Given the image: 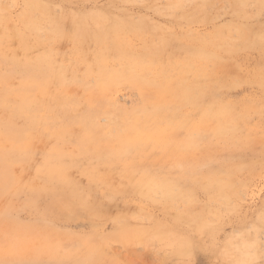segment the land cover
<instances>
[{"label": "rangeland", "instance_id": "1", "mask_svg": "<svg viewBox=\"0 0 264 264\" xmlns=\"http://www.w3.org/2000/svg\"><path fill=\"white\" fill-rule=\"evenodd\" d=\"M0 9V264H264V0ZM75 25L120 42L54 33ZM182 63L222 120H170L160 83Z\"/></svg>", "mask_w": 264, "mask_h": 264}, {"label": "bare ground", "instance_id": "2", "mask_svg": "<svg viewBox=\"0 0 264 264\" xmlns=\"http://www.w3.org/2000/svg\"><path fill=\"white\" fill-rule=\"evenodd\" d=\"M1 9H3V8H1ZM1 9H0V11H1ZM50 10V9H49ZM3 12V11H2ZM1 13V12H0ZM37 13V12H36ZM39 13H41V11L39 12ZM0 15H2V14H0ZM33 15V14H32ZM30 17H31V14H30ZM38 18V17H37ZM33 19V18H32ZM82 22V21H81ZM28 23V22H27ZM31 23V22H30ZM26 24V23H25ZM117 25H118V23H117ZM32 26H34V24L32 25ZM113 26V25H112ZM115 27V26H114ZM99 28V27H98ZM101 28V27H100ZM116 28V27H115ZM96 29V28H95ZM30 30H32V28L30 29ZM108 30V29H107ZM107 30L105 29V28H103L102 30L100 29V31L99 32H96V33H89V31H88V29L84 26V25H75V26H71L69 29H65V27H56L55 29H54V33L56 34H58L59 33V35H71V36H76V37H88V36H94V37H101V38H104L105 36H108L110 33H108L107 32ZM120 30V29H119ZM119 30L118 29H116L115 30V32H111V36L110 37H112L113 38V42L115 41V43L117 42L118 44H119ZM95 31V30H94ZM90 32H92V31H90ZM18 33V32H17ZM20 34V33H19ZM123 34V33H122ZM138 36V35H137ZM110 37H109V39H110ZM120 37H121V35H120ZM73 38V37H72ZM85 38V39H86ZM91 38V37H90ZM78 39V38H77ZM83 39V38H82ZM95 39V38H94ZM75 40V39H74ZM80 40H81V38H80ZM84 40V39H83ZM91 40V39H90ZM111 40V39H110ZM78 41V40H77ZM76 41V42H77ZM89 41V40H88ZM97 41V40H96ZM95 41V42H96ZM99 41V40H98ZM122 41V40H121ZM78 42H82V41H78ZM84 42H85V40H84ZM117 43H116V45H117ZM98 44V43H97ZM105 44V43H104ZM108 44V43H107ZM106 44V45H107ZM122 45H124V44H122ZM128 45V44H127ZM80 46H81V43H80ZM100 46V45H99ZM108 46L110 47V45L108 44ZM115 46V45H114ZM102 48H103V46H101ZM116 47V46H115ZM107 48V47H106ZM114 48V47H113ZM104 49V48H103ZM126 49H127V47H126ZM124 50V49H123ZM102 51V50H101ZM109 51V50H108ZM117 51V50H116ZM126 51V50H125ZM161 51V50H160ZM113 52V51H112ZM115 52V51H114ZM119 52H121L120 50H119ZM97 53V52H96ZM95 53V54H96ZM116 53V52H115ZM114 53V54H115ZM118 53V52H117ZM156 53V52H155ZM98 54V53H97ZM102 54V53H101ZM113 54V55H114ZM119 54V53H118ZM125 54H127V53H125ZM106 55V54H105ZM115 55H117V54H115ZM130 55H131V53H130ZM147 55V54H146ZM155 56V55H154ZM161 56V55H160ZM193 56V55H192ZM197 56V55H196ZM195 56V57H196ZM201 56V55H200ZM207 56V55H206ZM103 57H104V54H103ZM113 57V56H112ZM129 57V56H128ZM127 57V58H128ZM134 57V56H133ZM159 57V56H158ZM167 57V56H166ZM205 56L203 55L202 56V58H204ZM168 58V57H167ZM166 58V59H167ZM201 58V57H200ZM118 59V58H117ZM116 59V60H117ZM132 59V58H131ZM130 59V60H131ZM148 59V58H147ZM42 60V59H41ZM119 60V59H118ZM136 60V59H135ZM150 60V59H149ZM149 60L147 61V62H149ZM163 60V59H162ZM183 60V59H182ZM195 60V59H194ZM193 60V61H194ZM198 60V59H197ZM38 61V60H37ZM122 61H123V59H122ZM150 61H152V60H150ZM158 61V60H157ZM167 61V60H166ZM204 61V60H203ZM134 62V61H133ZM159 62V61H158ZM182 62V61H181ZM207 62H209V61H206L205 63H207ZM119 63H120V61H119ZM191 63V62H190ZM193 63V62H192ZM200 63V62H199ZM137 64V63H136ZM148 65V64H147ZM156 65H158V64H156ZM176 65H177V62H176ZM199 65V64H198ZM50 66V65H49ZM97 66V65H96ZM136 66V65H135ZM139 67H140V65H138ZM196 66V65H195ZM47 67V66H46ZM106 67V66H105ZM155 67V66H154ZM169 67V66H168ZM187 67H189V64L188 63H186V64H184L183 65V63L182 64H180L179 65V68L177 69V71H175V73L173 74V75H169V77H164V78H162V83H160L161 84V88H163V91L166 93V94H168L169 96H170V103H168L169 104V118H170V120L173 122V123H175V126H176V128H179V126H180V124H182V123H185V122H187V118H185V117H183V116H181L180 114H182L181 113V111H182V109L183 108H185V107H192L193 109H194V111H196L197 113H198V115L201 117V118H203V119H212V120H216V121H220V120H222V116H221V113L219 112V110H217V109H215L214 108V106H213V104H210V102H208L206 99H207V93H204L202 90H201V88H199V85H198V78H199V72H197L196 70H194V72H192L193 74L191 75V76H189L188 75V72L186 71L185 72V70H184V68H187ZM117 68V67H116ZM173 68V67H172ZM44 69V68H43ZM149 69V68H148ZM205 70V69H204ZM201 71V70H200ZM206 71V70H205ZM204 71V72H205ZM143 72V71H142ZM159 73V72H158ZM203 73V72H202ZM145 74V73H144ZM143 73H142V75H144ZM204 74V73H203ZM167 75V74H166ZM165 75V76H166ZM162 76V75H161ZM160 76V77H161ZM218 77V76H217ZM219 78V77H218ZM148 79V78H147ZM104 80V79H103ZM106 80V79H105ZM209 83H210V81H208ZM118 86V85H117ZM210 86V85H209ZM116 88V87H115ZM210 88V87H209ZM112 89V88H111ZM111 92V91H110ZM105 94H107V95H109L108 93H105ZM153 94V93H152ZM100 95H98V97H99ZM211 101V100H210ZM212 102V101H211ZM222 106V105H221ZM217 107V106H216ZM176 110V111H175ZM226 110V109H225ZM106 112H107V110H106ZM157 113V112H156ZM100 115V114H99ZM162 115V114H161ZM193 116V115H192ZM238 118V117H237ZM72 120V119H71ZM238 120V119H237ZM120 121V120H119ZM96 122H97V120H96ZM121 123V122H120ZM213 123V122H212ZM216 123V122H215ZM165 125H166V123H165ZM183 125V124H182ZM114 126V125H113ZM218 126V125H217ZM108 127V126H107ZM112 127V126H111ZM118 127V126H117ZM122 127V126H121ZM215 127V126H214ZM120 128V127H119ZM82 129V128H81ZM119 130V129H118ZM112 131V130H111ZM115 131V130H114ZM121 132H122V130H121ZM125 133V132H124ZM134 133H135V131H134ZM225 133H223V135H224ZM202 137V136H201ZM230 137V136H229ZM236 137V136H235ZM198 138V137H197ZM120 140V139H119ZM103 142H106V140L104 141L103 140ZM112 142V141H111ZM115 142V141H114ZM117 142V141H116ZM115 142V143H116ZM121 142V141H120ZM122 143V142H121ZM125 143V142H124ZM100 144V143H99ZM99 144H98V146H96V147H100L99 146ZM208 144V143H207ZM23 145V144H22ZM91 145V144H90ZM107 145V144H106ZM110 145H111V143H110ZM125 145V144H124ZM130 145V144H129ZM128 145V146H129ZM138 145V144H137ZM160 145V144H159ZM119 146H120V144H119ZM122 146V145H121ZM135 146V145H134ZM133 146V147H134ZM95 147V148H96ZM139 147V146H138ZM141 147V146H140ZM154 147V146H153ZM152 147V148H153ZM20 148V147H19ZM128 148V147H127ZM143 148V147H142ZM92 149V148H91ZM100 149H101V147H100ZM150 149V148H149ZM148 149V150H149ZM187 149V148H186ZM196 149V148H195ZM147 150V151H148ZM150 150H152V149H150ZM197 150V149H196ZM122 151V150H121ZM132 151V150H131ZM15 152H16V150H15ZM117 152V151H116ZM134 152V151H133ZM96 152H94V154H95ZM114 153V152H113ZM123 154H124V151L122 152ZM153 153V152H152ZM189 153V152H188ZM20 154V153H19ZM59 154V153H58ZM115 154V153H114ZM118 154V153H117ZM137 154V153H136ZM148 153H146V155H147ZM151 154V153H150ZM149 154V155H150ZM156 154V153H155ZM1 155V154H0ZM24 155V154H23ZM22 155V156H23ZM56 155V154H55ZM65 155V154H64ZM97 155V154H96ZM128 155V154H127ZM132 155V154H131ZM142 155V154H141ZM145 155V154H144ZM146 155H145V157H146ZM50 156V155H49ZM48 156V157H49ZM66 156L67 155H65V156H63V157H65L66 158ZM173 156V155H172ZM69 157V156H68ZM98 157V155L95 157V155H94V158L96 159ZM117 157V156H116ZM133 157H136V156H133ZM132 157V158H133ZM142 157V156H141ZM144 157V156H143ZM144 157V158H145ZM49 158H51V157H49ZM54 159H55V157H53ZM78 158V157H77ZM77 158H76V160H77ZM88 158V157H87ZM90 158H91V156H90ZM93 158V159H94ZM119 158V157H118ZM124 158V157H123ZM58 159H60V158H58ZM68 159V158H67ZM116 159V158H115ZM125 159H126V157H125ZM190 159V158H189ZM0 160H2V159H0ZM56 160V159H55ZM71 160V159H70ZM74 160V159H73ZM124 160V159H123ZM129 160V159H128ZM131 160V159H130ZM147 160V159H146ZM145 160V161H146ZM181 160V159H180ZM184 160V159H183ZM3 161H4V159H3ZM69 161V160H68ZM139 161V160H138ZM186 161V160H185ZM48 162V161H47ZM49 162H50V160H49ZM54 162V161H53ZM56 162V161H55ZM120 162V161H119ZM122 162V161H121ZM125 162H127V159L125 160ZM130 162V161H129ZM136 162V161H135ZM148 162V161H147ZM184 162V161H183ZM1 163V162H0ZM58 163V162H57ZM134 163V162H133ZM179 163V162H178ZM177 163V164H178ZM187 163V162H186ZM48 164V163H47ZM61 164H63V163H61ZM120 164V163H119ZM131 164V163H130ZM43 165H46V164H43ZM49 165V164H48ZM53 165V164H52ZM131 165H134V164H131ZM167 166H170V164L168 165V164H166ZM182 165V164H181ZM63 166V165H62ZM103 166V165H102ZM116 166V165H115ZM125 166H128L127 164L125 165ZM130 166V165H129ZM129 166H128V168H129ZM140 166V165H139ZM190 166H191V164H190ZM189 166V169L191 168ZM65 167V166H64ZM98 167V166H97ZM131 167V166H130ZM135 167V166H134ZM138 167V166H137ZM145 167V166H144ZM161 167H162V165H161ZM181 167H183V166H181ZM43 168V167H42ZM41 168V169H42ZM46 168V167H45ZM50 168V167H49ZM70 167H68L67 169H69ZM122 168H124V167H122ZM142 168V167H141ZM149 168V167H148ZM164 168V167H163ZM185 168H186V166H185ZM40 169V170H41ZM57 168H55V171H57L58 172V170L59 169H57ZM65 169V168H64ZM125 169H126V167H125ZM140 169V168H139ZM152 169V168H151ZM175 169V168H174ZM173 169V170H174ZM54 170V169H53ZM94 170V169H93ZM123 170V169H122ZM134 170V169H133ZM133 170H131V172L133 171ZM147 170V169H146ZM145 170V171H146ZM160 170V169H159ZM159 170H157L158 172H160ZM195 170V169H194ZM46 171V170H45ZM45 171H44V173H45ZM49 171H50V169H49ZM52 171V170H51ZM50 171V172H51ZM54 171V172H55ZM60 171H62V170H60ZM59 171V172H60ZM90 171L91 170H89V173H90ZM95 171V170H94ZM138 171V170H137ZM149 171V170H148ZM156 171V170H155ZM154 171V172H155ZM178 171H179V169H178ZM183 171V170H182ZM191 171H193V170H191ZM43 172V171H42ZM48 172V171H47ZM50 172H48L49 174H50ZM68 172V171H67ZM147 172V171H146ZM173 172V171H172ZM175 172V171H174ZM41 173V172H40ZM127 173V172H126ZM151 173V172H150ZM149 172H148V174H150ZM156 173V172H155ZM167 173V172H166ZM187 174H188V172H186ZM190 173V172H189ZM196 173H198V172H196ZM46 174V173H45ZM48 174V175H49ZM58 174V173H57ZM88 174V173H87ZM90 174H92V173H90ZM96 174V173H95ZM133 174V173H132ZM147 174V173H146ZM158 174V173H157ZM160 174V173H159ZM47 175V176H48ZM67 175V174H66ZM126 175V174H125ZM138 173H137V177H138ZM161 175V174H160ZM159 175V176H160ZM180 175H182V174H180ZM44 176V175H43ZM96 176V175H95ZM102 176V175H101ZM134 175H132L131 176V179H132V177H133ZM168 176V175H167ZM192 176V175H191ZM194 176V175H193ZM91 177H94V176H91L90 175V178ZM100 177V176H99ZM99 177H97V178H99ZM103 177V176H102ZM130 177V176H129ZM156 178H158L157 176H155ZM163 177V176H162ZM173 177H175V175L173 176ZM172 177V178H173ZM186 178H187V176H185ZM190 177V176H189ZM168 178H170L169 176H168ZM45 179H46V177H45ZM95 179V178H94ZM130 179V180H131ZM159 179V178H158ZM164 179V178H163ZM181 179V178H180ZM183 179V178H182ZM185 179V178H184ZM189 179V178H188ZM160 180H161V178H160ZM103 181H105V180H103ZM165 181V180H164ZM95 182V181H94ZM101 182V181H100ZM173 182V181H172ZM175 182V181H174ZM173 182V183H174ZM131 184L133 183V186H134V190L135 191H137L138 193H142V194H144V193H150V192H152L151 190H152V188H156L157 186H155L156 185V183H157V181L155 180V178L153 177V176H151V175H146V176H144V177H142V178H138V179H134L133 180V182H130ZM15 184V183H14ZM71 184V183H70ZM167 184V183H166ZM171 184V183H170ZM178 184V183H177ZM176 184V185H177ZM160 185H163V184H161L160 183ZM175 185V186H176ZM59 186V185H58ZM130 186V185H129ZM165 186V185H164ZM167 187V186H166ZM170 187V186H169ZM172 187V186H171ZM177 187H178V185H177ZM154 188V189H155ZM161 188V187H160ZM173 188V187H172ZM175 188V187H174ZM57 189H58V187H57ZM158 189V188H157ZM156 189V190H157ZM162 189V188H161ZM48 191H50V190H48ZM76 191V190H75ZM159 191V190H158ZM52 192V191H51ZM154 192V191H153ZM157 192V191H156ZM155 192V193H156ZM48 193V192H47ZM159 193V192H158ZM161 193V192H160ZM164 193V192H163ZM163 193H161L160 195H162ZM168 193V192H167ZM158 195V194H157ZM57 196V195H56ZM59 196V195H58ZM155 197H156V195H154ZM66 199L69 201V200H72V201H76L77 203H78V201H85V198L80 194V195H78V194H75L74 192H70L69 194H67L66 196ZM153 198V197H152ZM65 199V198H64ZM63 200V199H62ZM55 202V201H54ZM64 203V202H63ZM77 203H75V204H77ZM64 205V204H63ZM73 205V204H72ZM80 205V204H79ZM70 206V205H69ZM97 213V212H96ZM115 238V237H114ZM55 242V241H54ZM101 249V248H100ZM87 250H88V248H87ZM96 251V252H95ZM82 252V251H81ZM101 252V251H100ZM80 253V252H79ZM78 253V254H79ZM84 253V251L81 253V254H83ZM89 253V255H91V257L92 256H94V255H96L95 253H98V251L97 250H91V251H89L88 252ZM102 255V254H101ZM98 256H99V254H98ZM79 257H82V256H79ZM80 259V258H79ZM85 259V258H84ZM89 259V258H88ZM94 260H95V258H93ZM100 259V258H99ZM75 260H76V258H75ZM74 260V261H75ZM78 260V259H77ZM81 260V259H80ZM81 264V263H80ZM84 264V263H83Z\"/></svg>", "mask_w": 264, "mask_h": 264}]
</instances>
